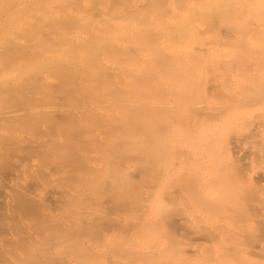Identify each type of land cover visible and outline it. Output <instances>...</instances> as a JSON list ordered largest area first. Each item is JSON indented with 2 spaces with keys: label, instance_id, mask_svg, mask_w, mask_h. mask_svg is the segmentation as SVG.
<instances>
[{
  "label": "bare ground",
  "instance_id": "bare-ground-1",
  "mask_svg": "<svg viewBox=\"0 0 264 264\" xmlns=\"http://www.w3.org/2000/svg\"><path fill=\"white\" fill-rule=\"evenodd\" d=\"M0 264H264V0H0Z\"/></svg>",
  "mask_w": 264,
  "mask_h": 264
}]
</instances>
